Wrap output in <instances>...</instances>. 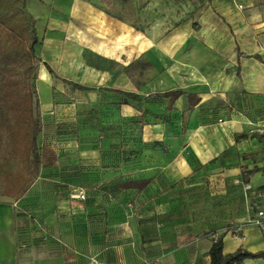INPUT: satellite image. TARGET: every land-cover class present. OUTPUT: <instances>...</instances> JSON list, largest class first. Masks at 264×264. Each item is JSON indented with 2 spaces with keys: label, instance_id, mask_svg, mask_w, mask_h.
<instances>
[{
  "label": "crops",
  "instance_id": "0c3cea01",
  "mask_svg": "<svg viewBox=\"0 0 264 264\" xmlns=\"http://www.w3.org/2000/svg\"><path fill=\"white\" fill-rule=\"evenodd\" d=\"M190 1H200L194 12L171 24L162 16L169 26L146 36L89 9L97 17V54L117 63L118 52L132 58L118 63L119 85L72 80L90 89L50 88L38 111L37 176L21 196L0 195V264H208L210 231L223 234V252L264 251V232L254 225L231 234L248 214L243 188V203L221 232L185 209L187 199V209L197 210L205 182L214 201L225 183L264 184V133L256 131L264 128L262 0L182 2ZM88 8L95 7L74 9ZM141 56L145 79L129 81L126 67ZM88 68L96 76L105 69ZM42 71L47 85L58 78ZM176 89L167 107L169 97L159 93ZM143 179L142 189L131 187ZM74 186L84 199L69 197ZM210 206L216 216L215 202ZM242 264H264V257Z\"/></svg>",
  "mask_w": 264,
  "mask_h": 264
},
{
  "label": "rangeland",
  "instance_id": "374dc122",
  "mask_svg": "<svg viewBox=\"0 0 264 264\" xmlns=\"http://www.w3.org/2000/svg\"><path fill=\"white\" fill-rule=\"evenodd\" d=\"M182 1L185 0H174L170 4H152L154 0H25L22 13H29L33 16V27L36 29L39 41V44L35 47L33 59L37 75L35 86L37 89L38 111L41 104L49 101L50 88H72L71 85L61 82L62 77L76 82L102 85H119L120 81H122L118 80L117 77L122 69V67L118 66V63L119 61L128 63L132 57L129 53L125 57L118 52V56L116 57L119 60H117V63L97 54L91 42V31L94 24L97 23V17H95L96 14L90 13L91 10L89 9L110 19L121 21L126 26V31H129L131 34L135 32L146 36V33H151L152 30L157 32L160 27H168L169 22L171 21V24L173 19L176 18L174 16H178L181 12L183 13L182 17H180L181 19L184 16L187 17L189 12H194L197 2H200L190 1V3L185 2L186 4H184ZM81 2L90 4L95 8H88V10L74 9ZM0 6L3 9L0 10V13L8 11V6H6L5 2L0 3ZM162 16L164 17V19L162 18L164 21L167 18L170 21L166 22V24L161 22L162 19L159 20V18ZM1 31L0 35H3ZM140 58L135 59L134 57L133 62L126 67L129 81L138 79L139 82L145 79L146 70H144L143 74L141 68L138 67L142 63V60H144V56ZM43 61H46L50 65L52 71L58 77H52L49 85L43 82L46 79V74L42 71H45ZM94 63L100 64V66L105 68L102 69L103 72L98 71L97 76L90 72L88 68L90 64ZM77 95H80L83 99L87 98L90 94L87 92H77L75 96ZM65 97L72 99L73 94L65 95ZM136 124H138L137 121ZM235 183V186L231 187L228 183H225V192L219 194L222 192V189L221 191H217L216 200L214 201V199L210 200L208 196V184L205 182L204 190L200 191V203L196 207L197 210L192 211L187 209V205L189 204H187L188 200L186 199V216L192 218L197 216L198 220L200 219L204 222L212 221L215 225L218 224L215 229L221 232L224 226L229 223L228 217L235 216L243 203L242 188L244 186L240 181H236ZM212 202L216 204V216L211 211L209 212ZM157 219L159 218H153L154 224H156ZM193 233H195L194 237H196L201 234V230H195Z\"/></svg>",
  "mask_w": 264,
  "mask_h": 264
},
{
  "label": "trees",
  "instance_id": "16d2710c",
  "mask_svg": "<svg viewBox=\"0 0 264 264\" xmlns=\"http://www.w3.org/2000/svg\"><path fill=\"white\" fill-rule=\"evenodd\" d=\"M3 2L8 6V11L0 15L3 34L0 35V195L16 198L24 194L35 179L41 162L37 143L41 131L35 86L37 75L33 65L35 47L39 41L33 27V16L22 13L24 0H0V3ZM260 4L264 8V0ZM43 65L47 72L56 76L49 64L43 62ZM61 82L81 90L90 89L64 77ZM106 89L137 99L132 92ZM179 93L176 89L159 94L169 97L167 107H171ZM242 179L249 181L247 172L242 173ZM147 183V179L137 180L131 183V187L140 190ZM207 234L214 233L210 231ZM222 235L211 236L208 264H242L244 258L264 257V251L252 253L242 247L223 252Z\"/></svg>",
  "mask_w": 264,
  "mask_h": 264
},
{
  "label": "built area",
  "instance_id": "2783aa9c",
  "mask_svg": "<svg viewBox=\"0 0 264 264\" xmlns=\"http://www.w3.org/2000/svg\"><path fill=\"white\" fill-rule=\"evenodd\" d=\"M256 131L263 134L264 128ZM243 190L248 200L246 205L248 214L244 220V223L231 228V234L235 237L240 235L239 230L245 224L251 226L254 225L264 232V184L261 186L245 184ZM69 197L76 200L84 199V190L81 187H71L69 190ZM211 236L214 237L215 235L211 234Z\"/></svg>",
  "mask_w": 264,
  "mask_h": 264
}]
</instances>
